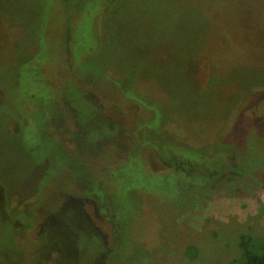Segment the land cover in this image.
Instances as JSON below:
<instances>
[{
	"label": "rangeland",
	"instance_id": "rangeland-1",
	"mask_svg": "<svg viewBox=\"0 0 264 264\" xmlns=\"http://www.w3.org/2000/svg\"><path fill=\"white\" fill-rule=\"evenodd\" d=\"M90 1V18L72 15L75 54L67 57L61 0H0V193H15L10 207L0 206V264H43L34 255L50 243L59 246V264H235L242 235L264 238V0ZM70 74L104 90L115 79L124 89L120 104L136 103L118 111L130 131L122 135L124 150L130 153L143 128L140 138L160 153L174 143L190 149L176 156L197 170L185 188L165 182L158 192L150 171L167 169L151 151L142 149L150 171L120 162L105 199L110 220L98 224L113 249L107 262L87 231L73 238L56 224L41 233L35 225L15 235L17 224L39 223L59 206L63 193L78 195L74 181L88 173L63 147L72 150L68 140L77 141L78 132L93 146L105 135L100 119L110 122L104 91L88 85V98L104 108L91 106L74 86L61 87ZM230 148L236 155L226 161L237 166L238 183L203 184L199 175L209 178V167ZM209 152L213 161L198 163ZM104 153L86 166L107 172ZM11 209L20 222L9 218ZM64 216L78 228L73 214Z\"/></svg>",
	"mask_w": 264,
	"mask_h": 264
},
{
	"label": "trees",
	"instance_id": "trees-1",
	"mask_svg": "<svg viewBox=\"0 0 264 264\" xmlns=\"http://www.w3.org/2000/svg\"><path fill=\"white\" fill-rule=\"evenodd\" d=\"M101 1V0H100ZM64 8L66 9V12L68 14L67 17V27L65 28V32L63 35V46H62V50L64 52V54L67 56V51L70 53V56L73 57V55L75 54V48H74V37H73V31L75 29V26H73V19H72V15L75 12H84V16L86 18H90L92 13L90 11L91 8H87L88 5H90V0H61ZM111 1L110 0H106L104 1V3L101 5L102 7L104 6V4L110 5ZM104 11V10H103ZM106 11V10H105ZM73 18H76L75 15ZM68 57V56H67ZM70 57V58H71ZM68 65V64H67ZM72 78V74H70V79H68L67 81H64L62 83V86H74L73 89H76L81 96L84 98L85 102H88L91 106H94L91 100H88L86 95L89 94V88L88 85H92L93 83H95L98 86V89H101L104 91V100L106 104H109L108 107L113 108L115 110H121L122 108H125L127 105H129L131 103V100L128 99V104H120L119 102V98H122L121 95L118 96L117 92L119 91H124V89H122V85L121 87L119 86V84L117 83V81L115 79H108V82L110 83L111 87L110 89H106L104 90L101 86L98 85V83L96 82V80L91 81V80H84L81 76H77L76 78L71 80ZM79 83H82L85 87H78L77 85ZM112 89V90H111ZM124 102V101H123ZM96 104V103H94ZM98 105V104H96ZM131 105H136V103L132 102ZM100 106V105H98ZM101 108H104L102 106H100ZM107 107V105H106ZM105 107V108H106ZM94 108V107H93ZM73 113V112H72ZM78 116V115H77ZM78 118V117H77ZM102 121V123H104L105 125V135L101 138L102 140L104 138H109L112 136V132L110 131V122L107 121L106 119H100ZM139 124V123H138ZM143 128L140 129L138 131V134L136 137H134V144L130 146V153H128V156L126 159L124 160H115L114 162L109 159L106 155H108V153L104 154L103 156H101L102 158H106V161L103 162L104 163V167L107 168V172H94V171H89L88 167H86V163L82 162L84 164V170L86 173L89 174V179L91 182H93L95 184V188L97 191V196L98 194L101 196L98 198L103 199L102 203H99L101 205V210L102 213L104 215V217H106L108 219V221L110 220L108 217V208H109V204L108 202L105 200L110 193V190L112 189V174L115 171H119V165L121 161H127V164L129 163L132 168H136L137 165H140V169L141 168H148V170L150 171L149 167L146 165V161L143 160V151L142 149L144 148L145 150L150 151V149H154L151 150L152 152V157L151 159H153L154 161H158V158H161L163 161H168L169 159H172L173 157H177L179 160L182 161V168L183 170H179V171H175L174 170V166L172 164V162H169L171 165L170 169H167L166 171H160V172H152L150 171V174L152 176L155 177L154 179V187L155 190L160 192V186H162L165 182H169L174 184V187L176 189H178L179 187L185 188L186 185H190L191 182L194 181V178L197 177L196 175V171H194L196 168H194L193 164L191 165L189 162H193L190 159H184L182 156V158H179V154L181 155L182 151L184 152H190V149H180L176 143H174V147L173 145L169 144V145H165V147L162 148L163 152L166 153H160L157 149H159L161 151V148L159 146H157L156 143L150 141V140H144V138H140V134L142 132ZM20 131V130H19ZM100 140V139H99ZM104 149V148H103ZM178 152L177 154H173L170 152V150H174ZM147 152V151H146ZM192 152V151H191ZM103 152H101L100 154H103ZM209 158L205 156H203L202 159H199L198 163L201 161H204V163L207 162V160L209 161H213V155L212 152H209ZM178 155V156H176ZM229 155L234 156L236 155L234 152H232L231 148L228 150L227 149V153L226 155L223 156V158L221 160H216L217 162L215 164H212V166L209 167V178L204 177L203 175H199V177H201L202 179V183L205 184L206 182H213L214 184L219 183V187L220 188H224L225 184L227 182H231L233 184L238 183L237 178H240V176L237 174V171H235V169L237 168V166L235 164H233L232 162H228L226 161V158L229 157ZM137 156L139 157L138 160H136ZM71 157V156H70ZM73 158V157H71ZM74 158H76L74 156ZM142 160H141V159ZM78 159V158H77ZM103 160V159H102ZM136 160V161H133ZM228 160V159H227ZM108 161V162H107ZM189 161V162H188ZM109 163V164H108ZM108 164V165H107ZM136 164V165H135ZM210 164V163H209ZM217 164V165H216ZM215 165V166H213ZM223 169L220 173V170ZM235 179V180H233ZM163 181V183H162ZM105 187V189H104ZM143 190V189H142ZM169 191V192H168ZM164 192L168 195L171 193V190L168 189V187H166V189H164ZM179 192V191H178ZM240 248L242 249V256L240 257V259L234 261L235 264H264V238H258V237H252V236H248V235H242L240 237Z\"/></svg>",
	"mask_w": 264,
	"mask_h": 264
},
{
	"label": "flooded vegetation",
	"instance_id": "flooded-vegetation-1",
	"mask_svg": "<svg viewBox=\"0 0 264 264\" xmlns=\"http://www.w3.org/2000/svg\"><path fill=\"white\" fill-rule=\"evenodd\" d=\"M87 99L90 100L88 98V96L86 95ZM95 103V102H94ZM138 110V109H137ZM73 113V119L75 122L78 121L77 118V111L72 109ZM108 120H110V131L112 132V136L109 138H104L103 140H97L94 142L93 146H89L87 145V140L86 137L78 132V135L81 136L79 137V139L77 141H71L68 140V142H73V149L69 150L67 147H63L64 151L68 154V155H73L78 159H81L82 162H85L87 164V158L91 157L92 154H96V152L101 153L103 152L102 148L104 149V154L108 153V155H106L109 159L111 158H115V160H117L116 158H119L120 160H124L127 158L128 156V151L123 149L124 144L126 143L124 139V137L122 136L125 132H130L128 130L124 129V125L125 122H122V120H124V118H120L119 114H118V110H115L113 108L108 109ZM126 138H129V135H126ZM127 144V143H126ZM131 145L134 144V141H132L130 143ZM129 144V146H131ZM128 145V144H127ZM106 146V147H104ZM122 150V151H120ZM154 149H150V151ZM125 153V156L123 157L122 153ZM155 152V151H154ZM89 155V156H88ZM88 156V157H87ZM103 156V155H102ZM101 158V157H100ZM118 159V160H119ZM158 161L160 163H162L164 165V167L166 169H170L171 165L169 162H172L173 166H174V170L175 171H179V170H183L182 168V161L179 160L177 157H173L172 159H169L167 162L163 161L161 158H158ZM109 164V163H108ZM107 164V165H108ZM86 167H88L89 171H94V172H103L101 169H95L92 164L91 165H87ZM107 169V168H106ZM158 170V168H157ZM163 170V167H162ZM160 172V171H158ZM87 175V179H82V178H77L75 179V183H74V192H77L78 195L73 194L68 192V193H63L61 196V199L63 200L61 203H58L59 206H54L52 207L50 210V212H47L46 215L41 217V221L39 223H37V221H33V218L35 215L32 214L30 217L31 221H33L34 225H26V223L24 224L25 226H19L17 224L16 230H15V235L17 237L20 236H24L25 234H28L27 229H32L35 225H37V227L40 229V231L38 233L41 232H46L45 229L46 228H50L52 225H55V227L57 229H65L69 232V236L71 235L73 238H76V231H87L89 234L95 236L98 241V243H100L103 246V255H102V259L101 261L107 262L109 259H106L105 256H109L111 254V252H113L112 248H108V243L105 241V239L102 236V232L100 230V228L98 227V224L102 223V220L104 218V215L102 213L101 210V205L99 204L98 200V196L95 194H93L94 192H92L93 190L90 188V180L89 179V174ZM82 179V180H80ZM77 181V182H76ZM79 181H84V184H80ZM83 183V182H82ZM89 189V190H88ZM2 191L4 194V197L2 195ZM87 193H86V192ZM85 192V193H84ZM83 194H87L88 197H84ZM13 196L12 199H14L15 193L12 192H7L5 191V188L3 187V189H1V193H0V206H7L10 207L11 201L12 199H10V196ZM7 199V202H6ZM19 203V202H18ZM9 205V206H8ZM19 205L21 206V204L19 203ZM41 209L46 208V205L44 206H40ZM66 209V212H64ZM67 209H69L71 212L67 211ZM73 211L75 213H73ZM11 214L10 215V219L13 220V222L15 223V220L18 219V221L20 222L21 220V213H13V210L11 209L10 211ZM17 213V214H16ZM73 214L74 215V221L77 220V229L74 228V225L72 222H70V220L67 218V216H64L65 214ZM48 214V215H47ZM51 214L55 215V218H52L51 220H48L49 216H51ZM23 216V215H22ZM14 217V218H13ZM37 218V217H35ZM49 224V225H48ZM20 227H22L20 229ZM61 232L64 233L61 229ZM61 234V233H60ZM82 234L81 232H79V235ZM107 236V235H106ZM109 237V236H107ZM36 243L37 241L34 240L33 244ZM117 243V242H116ZM37 246V245H35ZM82 254V253H81ZM70 255V254H67ZM74 255V254H72ZM76 255V254H75ZM38 257L41 262L43 264H59V246L56 244H52L50 243L49 247L48 244L46 247H38L36 249V254L34 255L35 257ZM64 257V256H63ZM51 260L48 263V260ZM63 260V259H62ZM65 260H66V256H65ZM94 264L97 263V261L95 260L93 262ZM92 263V264H93Z\"/></svg>",
	"mask_w": 264,
	"mask_h": 264
}]
</instances>
